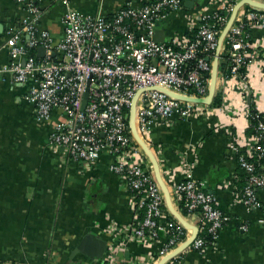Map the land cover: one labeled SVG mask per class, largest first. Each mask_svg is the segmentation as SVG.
Masks as SVG:
<instances>
[{
    "label": "built area",
    "instance_id": "obj_1",
    "mask_svg": "<svg viewBox=\"0 0 264 264\" xmlns=\"http://www.w3.org/2000/svg\"><path fill=\"white\" fill-rule=\"evenodd\" d=\"M16 1L26 16L9 30L6 44L11 63L6 70L16 83H33L26 100L33 106L36 119L46 120L55 110L60 111L62 120L49 134L54 151L86 168H91L102 153L111 156L109 169L129 193L133 208L129 230L135 240L155 245V259L162 260L191 235V229L168 210L153 165L131 132L130 110L135 100L136 131L156 159L149 134L153 127L207 115L213 109L227 110L223 100L213 106V99L210 104L186 101L165 90L189 98L207 96L219 35L240 0H206L191 10L186 9L185 0H128L110 17L81 13L63 0V32L56 41L39 28L42 10L37 2ZM179 15L185 20L184 30L165 35L163 41L155 40L158 25ZM255 27L264 28V10L245 3L237 11L219 52L218 65L223 55L225 62L224 71L218 69V77L226 86L219 92L224 101L228 100L229 89L236 87L244 96L260 97L247 70L255 64L264 66L251 40L250 30ZM40 46L45 53L37 56ZM234 113L244 115L246 132L242 136L232 133L227 143L244 172L243 185L232 188L248 210L260 209L264 207L257 195L258 190H264V111L247 105ZM250 118L256 122L252 124ZM192 163L183 164L179 180L172 175L161 176L174 208L197 229L186 250L202 253L230 216L220 210L205 182L192 175ZM178 202L186 215L179 210ZM258 222L264 223V217ZM239 228L246 230L247 224ZM201 233L209 235L210 240ZM118 248L114 244L102 264H117L112 253ZM176 258L163 264H175Z\"/></svg>",
    "mask_w": 264,
    "mask_h": 264
},
{
    "label": "crops",
    "instance_id": "obj_2",
    "mask_svg": "<svg viewBox=\"0 0 264 264\" xmlns=\"http://www.w3.org/2000/svg\"><path fill=\"white\" fill-rule=\"evenodd\" d=\"M35 1L42 10L39 28L58 40L66 2ZM66 1L81 13L110 17L128 0ZM192 1V7L186 9L206 2ZM24 16L23 6L16 0H0V264H102L114 244L119 245L112 253L117 264H157L156 246L135 240L129 230L133 208L129 193L109 169L111 156L102 153L86 168L54 151L49 134L62 120L60 111L55 110L46 120L36 119L26 100L33 83H16L6 70L11 63L6 44L9 30ZM184 28L179 15L162 21L157 30L169 36ZM250 35L264 63V28H252ZM40 47L37 56L42 55ZM247 70L260 97L244 96L238 87L229 89L228 100L222 99L227 110L213 109L207 115L175 120L155 126L149 133L161 173L179 180L183 164L193 162L192 175L205 182L220 210L230 216L202 253L185 249L175 264H264V223L258 222L264 217V207L248 210L235 197L232 186L243 185L241 169L227 145L232 133L242 136L246 132L244 115L235 111L247 105L264 111V66L255 64ZM225 87L218 77L216 93ZM257 195L264 203V190ZM242 223L247 224L246 230L239 228ZM87 233L105 242L104 254L97 261L82 253L72 255Z\"/></svg>",
    "mask_w": 264,
    "mask_h": 264
},
{
    "label": "water",
    "instance_id": "obj_3",
    "mask_svg": "<svg viewBox=\"0 0 264 264\" xmlns=\"http://www.w3.org/2000/svg\"><path fill=\"white\" fill-rule=\"evenodd\" d=\"M249 4L253 6L254 8L257 9H263L264 10V2L261 1H256V0H240L237 2L233 8L232 11L229 15V18L223 27L219 38H218V46H217V51L215 58L213 59V64H212V71H211V76H210V83H209V89H208V94L204 98H189L185 97L183 95L175 94L169 90H165L168 94L171 96H175L177 98L186 100V101H192V102H198V103H203V104H210L216 91V84H217V78H218V58H219V52L223 43V40L225 38L226 33L229 30V27L231 26L237 11L243 4ZM193 1L192 0H185V6L187 7H192ZM154 39L157 41H163L165 39V34L162 30H156V33L154 35ZM42 51V55L45 52V49L43 47H40ZM40 55V56H42ZM86 98H87V92L84 94V101H83V107L85 106L86 103ZM134 103L135 100L133 101V105L130 110V116H129V126L131 129V132L136 139V141L140 144L148 158L150 159L152 165H153V170H154V175L159 183L165 197V203L170 211V213L177 219L179 220L187 229H191V235L182 243L180 244L173 252H171L168 256L160 260L157 264H163L166 260L173 258L174 256L180 254L182 251H184L187 246L193 241L194 237L197 234V229L194 225L190 224L187 222L181 214L174 208L172 202H171V196L169 193V190L165 184V182L162 179L161 172H160V167L157 162V159L155 158L154 154L151 152V150L146 146V144L141 140L139 137L136 127H135V108H134ZM105 242L96 237L92 233H87L85 234L82 239L79 241L75 249L72 251V255H75L77 253H82L86 256H88L91 260L97 261L98 259H101L104 251H105Z\"/></svg>",
    "mask_w": 264,
    "mask_h": 264
},
{
    "label": "trees",
    "instance_id": "obj_4",
    "mask_svg": "<svg viewBox=\"0 0 264 264\" xmlns=\"http://www.w3.org/2000/svg\"><path fill=\"white\" fill-rule=\"evenodd\" d=\"M223 57H224V55L221 56V58L219 59L218 69L220 71H224V69H225V67H224L225 66V62L222 61ZM221 102H222V99H221L219 93H216L214 98H213L212 105L213 106H218V105L221 104ZM250 119H251V123L252 124H254L256 122L255 119H253V118H250ZM240 183H241L240 186L244 183V172L242 170H241V173H240ZM178 207H179V210L182 212V214L186 215V211L182 208V203L181 202H178ZM139 216H138V218H139ZM200 235L204 236L207 240H210L209 235H207L206 233H201ZM210 244L211 243H208V245L207 244L206 245L209 246ZM206 245L204 246L205 248L207 247Z\"/></svg>",
    "mask_w": 264,
    "mask_h": 264
},
{
    "label": "rangeland",
    "instance_id": "obj_5",
    "mask_svg": "<svg viewBox=\"0 0 264 264\" xmlns=\"http://www.w3.org/2000/svg\"><path fill=\"white\" fill-rule=\"evenodd\" d=\"M184 24H185V20H184Z\"/></svg>",
    "mask_w": 264,
    "mask_h": 264
}]
</instances>
